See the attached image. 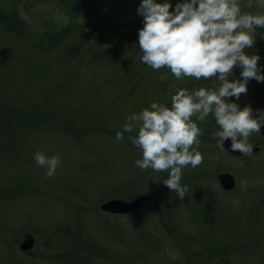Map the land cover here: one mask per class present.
Returning <instances> with one entry per match:
<instances>
[{
  "label": "rangeland",
  "instance_id": "obj_1",
  "mask_svg": "<svg viewBox=\"0 0 264 264\" xmlns=\"http://www.w3.org/2000/svg\"><path fill=\"white\" fill-rule=\"evenodd\" d=\"M0 264H264V0H0Z\"/></svg>",
  "mask_w": 264,
  "mask_h": 264
},
{
  "label": "water",
  "instance_id": "obj_2",
  "mask_svg": "<svg viewBox=\"0 0 264 264\" xmlns=\"http://www.w3.org/2000/svg\"><path fill=\"white\" fill-rule=\"evenodd\" d=\"M223 147L231 151L235 154H240L242 152L240 148V142L238 137L235 135L234 130L230 127L227 130L225 140L223 142ZM220 182L224 188L230 189L234 186V178L228 173H222L219 175ZM145 198L143 196H139L137 199L133 201H121V200H110L102 204V208L110 210V211H121L128 212L134 209L141 207ZM32 236H28L26 240H24L20 247L22 249L31 248L33 245Z\"/></svg>",
  "mask_w": 264,
  "mask_h": 264
}]
</instances>
